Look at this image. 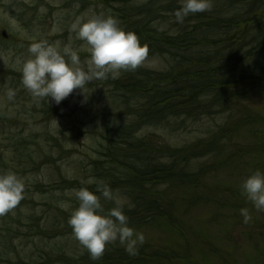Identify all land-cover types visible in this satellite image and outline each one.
Here are the masks:
<instances>
[{"label":"trees","instance_id":"16d2710c","mask_svg":"<svg viewBox=\"0 0 264 264\" xmlns=\"http://www.w3.org/2000/svg\"><path fill=\"white\" fill-rule=\"evenodd\" d=\"M172 1L147 0V4L144 3V5L147 6L149 12L142 13L147 16L141 22L136 21L137 23L132 25V30L140 36L141 43L147 45L149 54L165 57L166 60H169L168 66L161 69L140 68L137 70V76H129V78L132 77L131 85H133L136 96L142 99V106L145 107L143 113L147 111L152 116L155 126L163 124L161 126L164 130H170L169 123L172 127L170 132L162 136L156 134L151 136L152 138H146L142 146H137L131 140V137L134 136L133 129L127 128V126L118 127L119 132L114 135L108 129L106 131L108 135L104 138L106 140H100V143L92 150H95L96 155L99 154V160L96 163L98 171L100 170L99 173L105 176L106 184L115 191L123 190L127 186L123 195L125 198L141 197L143 200H147L139 210L135 207L125 208V214L129 218L131 227L137 229L158 226L167 232L178 235L182 234V229L189 227L182 206L184 199L181 197L183 198L184 195L177 193L178 190H172L165 183L166 173L170 170L187 172V166H190L195 159L208 157L202 169L195 173L191 172L193 177L200 182L209 166L221 162L220 159L224 156H218L219 153L237 152L243 143H247L252 149V142L255 139V133L249 125L240 123L241 117L244 120L253 111L241 104L238 101V96L234 101H236L240 121L232 126L228 132V138L217 147H211L204 144L205 142L201 143L196 137L182 138L175 143L176 140H179V138L174 139V135L180 133L176 125V121L180 117V110L190 105L191 102H197H193L195 99L205 100L210 96L214 100H217L219 96L228 98L236 91L248 89L252 82L257 80L264 87V53L260 51L264 44V39H262L264 38V16L258 11L259 8L264 7V0H222L218 4L213 0L212 11L190 15L185 18L183 24L176 23L174 15H168L170 13L168 9L175 6V4L169 3ZM141 8L144 10L142 6ZM136 11L131 15L139 14L140 10ZM249 11L251 12L249 13ZM147 27H151L154 32H157L156 35L150 33V36H146L149 35L146 32ZM240 27L248 28L250 33L243 36ZM236 28L240 29L239 32ZM226 54H231L238 60L235 69L250 67V71L243 78L235 73L231 74L238 77L211 71L214 63L218 61L217 59ZM124 75L127 80V74ZM161 79L171 80L176 88V92L171 96L180 98L171 112L173 121L168 119V114L161 116L157 112V109L154 108L156 98L153 99L149 95V90L152 87L160 88L158 81ZM256 91V95L264 93L260 86H257ZM256 95L251 98V102H254L252 99ZM112 99L113 97L105 94L103 111L107 113V117L114 118L119 103L113 102ZM126 101L128 99L124 96L121 102ZM207 113L205 121H208L211 116V113ZM239 137H242V140H239ZM101 143L104 144L101 145ZM81 187H85V185L81 184ZM182 189L187 192V195L191 194L188 188ZM108 205L109 207L113 206L110 202ZM151 206L159 211L182 216L183 226L176 228L165 220L152 221ZM65 225L67 229H71L68 219ZM182 245H187V242L182 241ZM149 246V244L143 245L144 250ZM172 247L173 244L166 243L164 245V249ZM111 264H117L116 260Z\"/></svg>","mask_w":264,"mask_h":264},{"label":"rangeland","instance_id":"374dc122","mask_svg":"<svg viewBox=\"0 0 264 264\" xmlns=\"http://www.w3.org/2000/svg\"><path fill=\"white\" fill-rule=\"evenodd\" d=\"M46 0H23L18 1L16 9L18 12H27L31 11V13L38 12L40 8L43 7L44 2ZM60 1L61 0H55V7L53 10H55V15L53 17L54 23H56L55 29L59 30V23H61V32L59 35V39H52L53 42L59 41L61 42V45H68L72 49H78L79 54L81 56L82 60H85L88 56V53L86 51V46L83 45V42L78 40L75 36V33L71 31V25L76 20L77 17H87L92 14H110L115 17H117L120 21V24L122 27H126V22L128 18H130L127 22L137 23L138 21L141 22L143 18L147 15H143L141 13L136 14L135 16H132L131 13L136 11L129 12V17L125 20L122 19L120 16L125 14L126 6L130 5L131 2L129 0H97V4H86L82 5L79 4L73 0H67V5L64 6L63 12L61 15L60 13ZM136 1V0H135ZM141 1V0H139ZM222 0H214L216 4H218ZM147 4L146 0H143L140 2V4ZM256 12V10H254ZM258 11L260 14L264 16V7L259 8ZM131 15V16H130ZM69 21V23H66ZM137 21V22H136ZM9 27L10 31H13L15 33H19L20 30H15ZM262 27V26H261ZM260 27V28H261ZM264 27V26H263ZM259 28V29H260ZM237 31L241 29L242 31L245 29V27L238 29ZM3 31V30H2ZM2 31L0 32V35H2ZM40 31V30H39ZM146 32L151 35H156L157 32H154L151 27L146 28ZM145 32V33H146ZM258 33H260V30H258ZM42 36H44L42 34ZM258 38V37H257ZM51 42V41H49ZM24 49L21 51V55L28 57L29 54L23 53ZM146 66L151 69H161L164 68L168 64L166 61H163L161 57L158 55H152L149 56L146 60ZM144 63V64H145ZM143 64V65H144ZM141 68L138 67L137 70ZM135 70V71H137ZM129 71H123L121 74H127ZM163 82H160L159 84H162ZM107 79L106 80H97L94 82H89V85L86 87L85 91L86 93H81L80 90H76L74 92V96L69 98H65V100L62 102V106L59 107V113L54 112L55 103L52 102L50 107V113L47 115L46 118V108H47V100H33L32 97H29L27 100H24L22 102V99L20 101V105L24 106V108L34 107V113L30 112L27 113V111L22 112L21 106H9L11 110L16 115V121L19 123L13 124V128H8L7 132H4V127L0 125V133L4 132L3 137L8 136L11 138V136L15 137L18 141L20 140L19 145L17 143L14 144L10 143L13 148L19 149L14 151V156H18V160L23 163H19L15 161L16 167H13L11 169L10 164H12L13 157L14 156H3L4 161H6V164L4 166V163L1 161L0 163V170H8L11 169L15 171L18 175L26 178V191L24 194V197H31L33 198L31 202H25L22 199L21 202V208L18 210L20 213L21 220H20V226L21 228L28 229L30 223H36L37 221H45V217L47 218L45 225H50L51 227L54 226L56 223H60V225L63 226L62 230L55 229L53 235L54 237L50 240L49 243L46 242H40L37 241V243L32 244L27 247V243L23 241H17L16 244L13 246L14 242L9 239L8 244L11 246V249L15 250L16 248L19 249L18 251V257H26V255L29 253V251L33 248L39 249L38 257L40 258V249L46 246L47 244H53V245H61L64 252L67 254L71 253L73 257L75 255L81 254L82 252H85L84 249H76L73 246H70L67 242L64 244V239L61 240V242L58 240L59 234L65 235L68 239V237L72 236V231L66 229V220L68 219V211L71 208V203H73L75 200L74 197V191L78 190L76 188H71L70 190L65 191H57L55 189L49 190L48 189H38L36 187V183H54V181H59V173L66 177V181H68L69 178L71 180L82 183V181H86L89 177L96 178L97 181L107 183L105 181V176L101 175V173L97 172L94 176L91 175H84L85 173L81 170V161L79 163H76L75 160L72 157H75L76 159H79L80 157L87 159V157H90V161H95V157L97 156L95 153V150L93 146L90 143H94L98 145L100 143V140H106L104 139L108 134L106 131H104L102 134H100V131L96 130V125L98 128H103V125L105 124L106 116L104 114H100V112L95 109V105L98 107L100 106L104 101L101 100V97L105 95L100 91L102 90V87H106L105 91L108 90L109 86ZM169 89L166 88V86L163 88L164 93L168 91ZM171 92V91H170ZM76 95L78 96L76 98ZM102 95V96H101ZM101 96V97H100ZM164 96V95H163ZM252 100H259L258 106L261 105L262 100L264 103V93L256 95ZM114 102V100L112 99ZM171 101L167 98L165 102H160L158 105L161 107L165 105V103H170ZM7 106H1L0 107V115H4L3 109H6ZM166 108V105L164 106V109ZM27 110V109H26ZM120 113V111H119ZM25 115V116H24ZM33 115V118H28V116ZM178 115V114H177ZM176 115V116H177ZM7 116L12 117L13 114L10 112L7 114ZM118 117V116H117ZM76 118V119H75ZM113 118V117H112ZM111 117L106 122V125L108 126V129L111 130L112 133L119 132V126L117 123L116 118L112 119ZM82 121L87 122L90 127H86V133H78V130L75 132L71 129V126L73 123L82 124ZM123 124V123H122ZM19 127V128H18ZM20 130L21 134L16 133V129ZM156 133H159L164 135L162 131H156ZM95 135L94 139L93 136ZM179 138H181L180 133L178 134ZM91 139V140H90ZM90 142V143H89ZM34 143L36 145H34ZM87 143V144H86ZM104 143H101V145ZM0 148H4L3 144H0ZM8 149H10V145L7 146ZM35 148H38L40 151H44L46 153L47 157L52 156V154L57 157L55 159V165L49 163V161L44 157V153L34 151ZM27 149L29 152L33 151L35 152V159L38 161L37 163H34L33 166V160H30L28 158V153L25 150ZM144 149V148H143ZM138 150V149H137ZM238 152V151H237ZM236 152V153H237ZM251 155L244 156L240 153H237L235 162L225 161L222 160L221 167L218 165H211L206 174L203 176L202 180L199 182L201 184H208L210 178L218 175L221 170L228 175L229 179V172L227 168L229 167V164L232 163H238V162H244L246 159L250 158ZM1 158V156H0ZM71 160V161H70ZM249 162L256 163L257 168L264 169V162L262 159H254L250 158ZM31 167V168H29ZM35 167V168H33ZM29 168V170H28ZM56 168L59 170V173L56 171ZM190 168H195V166H191ZM28 170V171H27ZM68 170L70 172L69 175H66L64 171ZM244 171H248L246 167L243 168ZM234 179L241 181L242 176H236ZM230 180V179H229ZM73 181H70L71 186H75L76 183H73ZM230 182L233 183L232 180ZM68 183V182H67ZM85 185V187L89 188L90 190L95 191L96 185H88L86 183H82ZM92 187V188H91ZM235 191L232 189V187H223L222 191L217 195L218 198L222 196L223 201L227 205L225 208V211H227L229 217L222 216L220 213L217 214V210L212 205H207L205 207L208 209L206 216L204 219L199 220L198 218L191 215L190 221L192 223H195L198 226L207 225L205 228L208 235L210 236L208 239V242H204L201 238V241L204 243L205 247L202 245L193 246V242L189 243L187 245V256L188 259L192 255L193 256V263L192 264H250V259H255V257H259L261 252L264 250V233H262L259 229L264 227V212H257L251 203L246 202L244 200H240L235 203L231 202V195H234ZM227 201H226V198ZM233 207V208H232ZM247 208L250 211V215L252 216V219L246 224L243 222V218L241 221H238L239 224L237 226L232 225L231 223L234 222L235 218L239 219V217H243L238 215L235 212V209L241 214V209ZM221 211V210H220ZM31 214L33 216V221H29L28 217ZM58 216V217H57ZM223 217L227 221V225L222 228L221 225V218L215 219L214 217ZM49 217V218H48ZM53 221V223H52ZM194 221V222H193ZM246 230H252V232L248 235H244L246 233ZM259 230V231H258ZM147 236L150 239H153V241H160L161 238H167L168 235L162 234L161 231H158V229H147ZM71 234V235H70ZM70 235V236H69ZM187 237V236H186ZM189 237L193 240L195 238L192 235H189ZM74 238V237H73ZM152 241V242H153ZM261 241V242H259ZM75 241L73 240V243ZM224 245V251L223 253L219 254L220 257L217 256V253L213 256H209V252H212L213 249H221ZM175 253L176 251L173 250ZM180 252L185 253V251L179 250ZM220 251V250H217ZM63 252V254H64ZM51 256V259H57L61 261V264H68L67 258H64L56 253H50L48 254ZM4 259H10L12 256L9 254L4 255ZM194 256L197 257L198 260L194 258ZM180 259L182 258V255L180 254ZM1 259V257H0ZM89 259L94 263L95 260H92L91 257ZM41 261V259H40ZM174 264H182L183 261H172ZM3 264V263H2ZM12 264V263H11ZM19 264V263H18ZM26 264V263H24ZM51 264H59V262H53ZM171 264V263H169Z\"/></svg>","mask_w":264,"mask_h":264},{"label":"clouds","instance_id":"9594fccd","mask_svg":"<svg viewBox=\"0 0 264 264\" xmlns=\"http://www.w3.org/2000/svg\"><path fill=\"white\" fill-rule=\"evenodd\" d=\"M174 11L175 22L183 24L185 18L197 13L210 12L213 0H178ZM71 31L86 46L88 56L81 59L78 49L61 42L34 40L28 47V57L21 61V84L34 100L46 99L48 104H60L79 89L86 93L89 82L116 79L123 71H133L142 66L149 57L147 45L139 36L121 26L117 17L110 14H92L77 17ZM16 90L8 87L7 100L15 98ZM95 184V191L81 187L74 191L78 206L71 210L68 224L72 236L90 255L98 260L109 245L120 243L129 255H136L144 243L142 232L129 225L125 208L133 205L108 184L94 177L82 181ZM242 195L257 212H264V170L256 169L240 185ZM26 178L15 171L0 170V215L14 209L24 198ZM105 202L113 206L105 207ZM243 222L252 216L247 208L240 210Z\"/></svg>","mask_w":264,"mask_h":264},{"label":"bare ground","instance_id":"6f19581e","mask_svg":"<svg viewBox=\"0 0 264 264\" xmlns=\"http://www.w3.org/2000/svg\"><path fill=\"white\" fill-rule=\"evenodd\" d=\"M250 12L251 11H249V13ZM242 33L243 36H246L250 32L248 31V28H246L242 31ZM260 51L264 53V44L262 45V48H260ZM149 56L152 55L149 54ZM159 57L168 63L169 60H166L165 57ZM217 60L218 61L214 63V66L211 70L213 72H218L221 74L227 73L229 76L238 77L234 74H231L235 73L239 74V76L243 78L250 71V67H239L235 69V67L238 65V60L235 59L231 54L223 55ZM137 73L138 72L135 70L129 71L127 73V80H125L126 76L121 74L123 76L120 75L118 78L114 79L112 83L113 85H111L107 91H105L106 87H102V90L100 89V91L104 94H108L109 97H113L114 101L119 103L117 113L114 117L117 120L118 126H127V128L133 129L134 136L131 137V140L136 143L137 146H142L146 138H152L154 135H156L157 126H155L152 116H150L147 111L143 113L145 107L142 106V99L136 96L133 85H131L132 77L129 78V76H137ZM258 81L259 80L252 82L250 87L246 90L234 92V94L228 98L219 96L217 97V100H214L211 98L212 96H210L205 100L195 99L193 102H197H191L190 105L192 106L188 105L180 110V117L176 121V125L180 130L181 137H196L198 141H201V143L205 142L204 144H207L211 147L219 146L220 143L228 138V132H230L232 126L240 121V115L237 111L236 101H234L236 96H238V101H240L241 104L250 109L251 98L257 94V86H260L261 89L264 90V87ZM11 88L16 90V94L22 93L21 89L18 87ZM0 95H2V92H0ZM124 96L127 97L128 101L122 103L121 101L124 99ZM162 99L163 98H159L156 103H160ZM207 112L211 113V116L208 121H205V115ZM240 123L249 125L250 129L255 133V139L252 142V149H250L247 143H243L238 149L237 153H240L244 156H254L260 151H264V118L261 115L252 112L244 120H242L241 117ZM82 124L84 126L73 123L70 130L75 132L78 130V133L85 134L87 131L86 127L88 129L90 125L84 121H82ZM107 130L108 126L106 124L103 125V128H98L100 134ZM117 133L118 132L113 133V135ZM41 153H44V151H41ZM44 154V157L49 160V163L55 165V161L47 157L46 153ZM250 173L251 172L249 171L245 172L242 176L243 180L248 175H250ZM164 179L165 183L172 190H180L182 188H188L190 190V197H188V199L182 200V206L184 207L183 209L187 210V213L193 215L196 217V219L198 218L199 220H202L206 216L209 209H206L205 207H207V205H212V203L215 202L217 195L222 191L226 179V173L221 170L218 175H215L214 177L212 175L208 184L199 183L195 177H193V173L189 171L179 172L176 170H170L166 173ZM126 199L129 200L133 205L132 207H135L137 210H139L140 207L147 202L146 199L143 200L141 197H128ZM226 206V204H222V206H220V213L222 216L229 217L230 215H228L227 211H225ZM235 212L242 216L236 209ZM150 215L153 219L152 221L165 220L176 228L182 227L184 224L182 216L166 211H159L157 208L153 209L152 206L150 207ZM242 218L243 217H239V219L235 218L234 220L238 222L241 221ZM116 244L117 246L114 250L116 254V263L133 264L136 261L139 253L134 256L129 255V253L125 250L124 245H121L118 242ZM192 260L193 256L191 255L189 259L185 258L182 264H192ZM250 264H264V250L261 252L259 257L252 259Z\"/></svg>","mask_w":264,"mask_h":264}]
</instances>
